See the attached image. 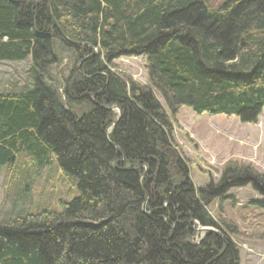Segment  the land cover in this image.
Returning <instances> with one entry per match:
<instances>
[{"label":"trees","instance_id":"1","mask_svg":"<svg viewBox=\"0 0 264 264\" xmlns=\"http://www.w3.org/2000/svg\"><path fill=\"white\" fill-rule=\"evenodd\" d=\"M122 57H146L147 85L112 70ZM28 59L30 81L0 91V167L56 161L79 195L0 220V264H240L237 225L209 206L251 185L264 211V174L198 189L169 112L257 122L264 0H0V63Z\"/></svg>","mask_w":264,"mask_h":264},{"label":"rangeland","instance_id":"2","mask_svg":"<svg viewBox=\"0 0 264 264\" xmlns=\"http://www.w3.org/2000/svg\"><path fill=\"white\" fill-rule=\"evenodd\" d=\"M228 0H207L217 9ZM62 52L63 65L68 64L72 52ZM31 59L24 62L0 63V91L16 88L30 81ZM113 71L130 76L134 81L147 85L146 57H122L114 62ZM52 73H57L54 67ZM165 107L164 102L159 98ZM165 109H167L165 107ZM167 112L169 110L167 109ZM175 149L188 162L192 181L198 189L210 183L217 184L228 167H252L264 174V109L255 124H245L237 117L224 115H197L182 108L172 116ZM27 157V156H26ZM24 154L18 156L10 167H0V220L12 219L21 214H36L44 209L60 210L64 202L78 197V182L63 174L56 161L39 170ZM260 196L251 185L234 188L222 201L209 206L216 220L234 222L239 238H233L240 250V264H264V211L252 205ZM197 240L205 233L217 232L213 227L195 223Z\"/></svg>","mask_w":264,"mask_h":264},{"label":"water","instance_id":"3","mask_svg":"<svg viewBox=\"0 0 264 264\" xmlns=\"http://www.w3.org/2000/svg\"><path fill=\"white\" fill-rule=\"evenodd\" d=\"M39 234V233H38Z\"/></svg>","mask_w":264,"mask_h":264}]
</instances>
